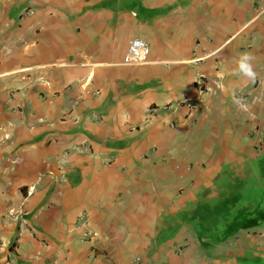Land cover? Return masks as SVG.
I'll list each match as a JSON object with an SVG mask.
<instances>
[{"label":"crops","instance_id":"crops-1","mask_svg":"<svg viewBox=\"0 0 264 264\" xmlns=\"http://www.w3.org/2000/svg\"><path fill=\"white\" fill-rule=\"evenodd\" d=\"M0 264H264V0H1Z\"/></svg>","mask_w":264,"mask_h":264},{"label":"built area","instance_id":"built-area-1","mask_svg":"<svg viewBox=\"0 0 264 264\" xmlns=\"http://www.w3.org/2000/svg\"><path fill=\"white\" fill-rule=\"evenodd\" d=\"M1 1V0H0ZM150 49L147 44L141 39H134L126 52L125 61L127 63H135V64H144L147 62V58L149 56ZM215 53L214 52H203L201 56H194L190 63L192 66H198L207 60H209ZM196 86L201 91L202 90V82L203 75L197 73ZM149 114L153 112L152 108L147 110ZM20 216V213L16 215Z\"/></svg>","mask_w":264,"mask_h":264},{"label":"clouds","instance_id":"clouds-1","mask_svg":"<svg viewBox=\"0 0 264 264\" xmlns=\"http://www.w3.org/2000/svg\"><path fill=\"white\" fill-rule=\"evenodd\" d=\"M247 59H249V57L245 56V57H244V60H247Z\"/></svg>","mask_w":264,"mask_h":264}]
</instances>
